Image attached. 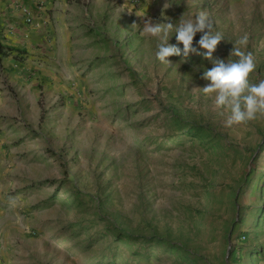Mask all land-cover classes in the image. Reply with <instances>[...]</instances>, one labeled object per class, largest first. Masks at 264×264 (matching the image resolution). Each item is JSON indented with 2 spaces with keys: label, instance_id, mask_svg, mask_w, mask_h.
Masks as SVG:
<instances>
[{
  "label": "rangeland",
  "instance_id": "obj_1",
  "mask_svg": "<svg viewBox=\"0 0 264 264\" xmlns=\"http://www.w3.org/2000/svg\"><path fill=\"white\" fill-rule=\"evenodd\" d=\"M133 2L107 0L76 26L39 109L2 135L0 264H264V117L227 128L194 90L213 67L202 33L187 57L171 35V65L141 34L146 18L205 12L225 37L214 59L236 60L248 34L258 83L264 0Z\"/></svg>",
  "mask_w": 264,
  "mask_h": 264
},
{
  "label": "crops",
  "instance_id": "obj_2",
  "mask_svg": "<svg viewBox=\"0 0 264 264\" xmlns=\"http://www.w3.org/2000/svg\"><path fill=\"white\" fill-rule=\"evenodd\" d=\"M106 2L0 0V166L10 160L5 146L8 141L2 135L7 129L10 133L22 131L19 118L23 111L27 106L39 109L40 87L46 88L56 76L63 53L69 60L72 42L78 36L76 26L86 25ZM124 2L134 4L133 0Z\"/></svg>",
  "mask_w": 264,
  "mask_h": 264
},
{
  "label": "clouds",
  "instance_id": "obj_3",
  "mask_svg": "<svg viewBox=\"0 0 264 264\" xmlns=\"http://www.w3.org/2000/svg\"><path fill=\"white\" fill-rule=\"evenodd\" d=\"M173 33L177 43L183 45L185 57L190 53L199 54L197 48L193 47V41L197 33H202L197 43L199 48L205 50L204 58L212 61L213 67L204 71L201 76V79L208 81L207 85L194 90L198 89L212 100L214 108L225 117V127L246 125L258 117H264V79L258 83L250 80L256 70V62L253 54L244 50L249 43L247 33L235 41L230 53V57L235 56L237 59L228 58L225 61L213 58V53L225 37L219 31L213 32V24L207 13L200 12L194 19L185 18L183 14L175 25L170 22L153 24L150 17L146 18L141 34L158 38L155 55L162 64L171 65L169 58L181 55L180 48L169 44Z\"/></svg>",
  "mask_w": 264,
  "mask_h": 264
},
{
  "label": "built area",
  "instance_id": "obj_4",
  "mask_svg": "<svg viewBox=\"0 0 264 264\" xmlns=\"http://www.w3.org/2000/svg\"><path fill=\"white\" fill-rule=\"evenodd\" d=\"M26 21L29 22V23L31 22V18H30V16H28V17L26 18Z\"/></svg>",
  "mask_w": 264,
  "mask_h": 264
},
{
  "label": "trees",
  "instance_id": "obj_5",
  "mask_svg": "<svg viewBox=\"0 0 264 264\" xmlns=\"http://www.w3.org/2000/svg\"><path fill=\"white\" fill-rule=\"evenodd\" d=\"M190 131L188 130L187 133H189Z\"/></svg>",
  "mask_w": 264,
  "mask_h": 264
}]
</instances>
